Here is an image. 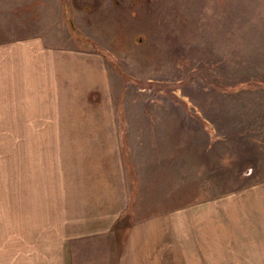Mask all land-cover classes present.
Masks as SVG:
<instances>
[{"label":"rangeland","instance_id":"obj_1","mask_svg":"<svg viewBox=\"0 0 264 264\" xmlns=\"http://www.w3.org/2000/svg\"><path fill=\"white\" fill-rule=\"evenodd\" d=\"M63 2L43 30L0 0V264H69L119 183L120 248L132 224L211 205L182 225L185 259L264 264L245 223L264 183V0Z\"/></svg>","mask_w":264,"mask_h":264},{"label":"crops","instance_id":"obj_2","mask_svg":"<svg viewBox=\"0 0 264 264\" xmlns=\"http://www.w3.org/2000/svg\"><path fill=\"white\" fill-rule=\"evenodd\" d=\"M17 6L25 9L35 8L42 16V29H45V17L53 10L55 16L65 13L72 15L68 4L63 0H20ZM71 27V24L68 23ZM84 35V34H83ZM76 39V38H75ZM77 40V39H76ZM94 44V43H92ZM42 45V42H41ZM40 45V46H41ZM40 47L45 52V46ZM100 52V50H98ZM107 53V52H106ZM103 54V53H102ZM108 54V53H107ZM118 198L111 205L106 215L98 213L94 219L71 235L65 261L69 264H199L197 252L191 256L196 260H186L184 243L181 240V228L185 221L193 217L204 218L208 207H186L177 212L161 215L132 224L127 228V240L123 247L120 232L123 215L129 206V195L122 196L121 183L117 184ZM246 198V255L253 262L254 257H261L264 263V183L247 188ZM195 251L202 252L204 247L199 240ZM190 251V250H188Z\"/></svg>","mask_w":264,"mask_h":264}]
</instances>
